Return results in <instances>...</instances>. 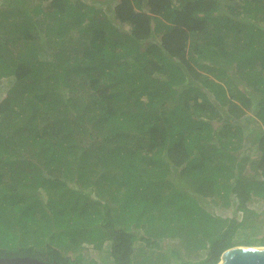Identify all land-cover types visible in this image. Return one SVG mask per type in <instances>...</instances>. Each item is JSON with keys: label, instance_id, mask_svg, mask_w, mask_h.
Listing matches in <instances>:
<instances>
[{"label": "trees", "instance_id": "trees-1", "mask_svg": "<svg viewBox=\"0 0 264 264\" xmlns=\"http://www.w3.org/2000/svg\"><path fill=\"white\" fill-rule=\"evenodd\" d=\"M53 5L46 26L60 39L41 36L45 19L8 26L0 14V29L10 33L0 35V81L16 79L0 102V202L29 207L16 198L18 183L49 186L55 192L47 203L36 199L42 209L76 233L91 223L105 227L94 243L101 249L110 240L112 264H134L136 241L146 237L138 227L152 222L141 220L146 210L161 222L175 214L193 228L176 230L174 239L184 241L188 231L186 242L206 255L183 259L178 246L168 254L180 264H217L237 230L259 215L249 201L264 198V124L253 134L245 129L252 118L264 123V0H118L112 16L81 0ZM126 22L130 31L120 27ZM153 33L161 43L143 48ZM194 33H203V43H190ZM187 79L192 85L179 89ZM246 137L256 143L254 160L241 153ZM247 161L253 173L245 174ZM211 197L225 205L235 198L241 216H220L198 201ZM123 210L141 218L127 226L114 214ZM57 242L44 261L84 264ZM19 255L39 258L32 244L0 248V257Z\"/></svg>", "mask_w": 264, "mask_h": 264}, {"label": "rangeland", "instance_id": "rangeland-1", "mask_svg": "<svg viewBox=\"0 0 264 264\" xmlns=\"http://www.w3.org/2000/svg\"><path fill=\"white\" fill-rule=\"evenodd\" d=\"M8 26L5 25L0 29V35L6 37L10 36V34L5 33V29ZM70 26L72 28L73 23H70ZM74 28V31H78L76 29V25H74ZM0 39H2V37H0ZM47 48H49L48 51H50L49 56L52 57L55 49L54 43L49 42L47 44ZM15 81L16 79L13 76H5L1 79L0 102L7 95L8 91L13 86ZM238 85L241 88H245L247 92H252L250 90L251 87L245 84V82L239 81ZM255 105L256 103H254L253 107L248 111L249 115L247 116L249 117L247 118L254 117L253 108L255 107ZM249 122L250 124H248L245 129L246 133L252 134L254 132L257 122L264 124L260 121L259 117L255 118V120H253L252 118ZM249 127L250 129H248ZM248 139L249 137H246L245 147L241 150V153L245 156H250L251 159L254 160L257 157V146L255 142H252L251 139L248 141ZM251 166L252 162L247 161L245 174L253 173ZM42 170L44 171L45 168H42ZM40 171L41 169L39 168L37 173L39 174ZM258 177H260V175ZM36 194L38 193L30 192L29 198L23 196V198H25L23 199L21 197L20 191H17V199H29V202H33V204L29 207H27V203L20 204L19 202H17L19 204H10V206H8V203L0 202V211L4 212L3 215L0 214V248L9 251H17L21 247H25L29 244H32L35 246V253L37 254V256L42 260H48L50 259V255L47 252V246L49 245V243L55 244L56 241H58L57 244L62 249V251H64L68 255H71L73 258L80 253L82 255V260L84 264H90L92 259L96 261V264H112V257L109 253L110 240H107L105 245L101 249L97 248L94 243L95 241L102 242L104 234L107 233V229L102 225H99L98 223H91V225L87 226L84 232L80 231L76 233L71 227L69 228L65 226L67 225V219H63V222L60 224L61 220L50 214L47 215V213L46 222H42L39 225H35V223H33L34 216L32 214V210H34L33 208H35L34 203L38 204L37 208L41 209V205L43 204H39L36 201V199H39V194ZM198 201L201 205H203L204 203L206 207H208L211 211L220 216L235 215L240 217L242 214L240 208H238L239 203L235 198L234 203L230 205H225L224 200L219 197H211L207 198L206 200L198 199ZM248 205L252 209L256 210L259 215L254 216V218L250 222V225L246 227H241L237 230V233L234 238V246L263 245L261 240L264 238V198L255 196L252 200L249 201ZM9 212L12 214H17V222H14L15 220L13 218L9 219ZM44 212L45 209H42V220L44 219ZM128 213L129 212L127 210H123L120 213L116 211V213L114 214L116 215L118 220L123 221L124 219L127 223V226H130L129 223L131 221L141 218L138 215L129 216ZM158 214L159 213L155 214L146 210L144 215L142 216L141 220H146V222L148 220H152V222L150 225H146V228L138 227V232H141V234H144L146 237L145 239L139 238L136 241V250L133 255L135 261L134 264H180L176 257L172 256L171 254H168L167 252L169 251L168 249L170 247L176 246L179 247L183 259L197 260L206 255L205 249L199 246L195 247L193 244L191 245L186 242L187 239H189V237L191 236L188 231L184 235L187 239H184V241H180L181 244L178 242V240L174 239V237H176L177 235L176 230H179L178 233L182 234L180 230L185 231L188 228H193V224H191L190 222H185L183 224L177 223L174 218L175 214H170V218H165L166 221L161 222L159 221L160 217ZM49 217L51 218V220L49 219ZM149 228L153 229V234H147L145 232L146 229H148L149 231ZM71 237H75V239H77L76 245L75 241L71 242ZM177 237L181 238V235H177ZM83 240H85V242L82 243ZM147 241L151 244H147Z\"/></svg>", "mask_w": 264, "mask_h": 264}, {"label": "crops", "instance_id": "crops-1", "mask_svg": "<svg viewBox=\"0 0 264 264\" xmlns=\"http://www.w3.org/2000/svg\"><path fill=\"white\" fill-rule=\"evenodd\" d=\"M81 1H83L84 3H86L88 5H93V6L99 8L101 10L102 9L105 10L107 12V14L110 16L113 15L112 10H114V7L116 6V4L118 2V0H81ZM53 2H54V0H21V1L20 0L19 1L18 0H0V14L6 13L9 16L8 20L3 18V19H5L4 20L5 24H8V25L12 22L21 23L25 20H35V19H41L42 20V19H45V26L43 29H41L39 31V32H41V36L47 40L48 39H58L59 38L57 35L58 32H56L55 30H49L46 26L48 23L46 21V16H48L47 12L55 10V6L53 5ZM85 21H88V18H86ZM120 27H122L123 29H125L127 31H130L132 28V25H131V23L126 22V23H120ZM70 32L73 34L74 29H72ZM5 33H7V28L5 29ZM160 37H161V33L159 35H156L155 33H153V38L143 42V45H142L143 48L146 47L147 44H149L153 41H157L158 43H161ZM190 40H191L190 43H192V44L193 43H200V44L203 43V33L192 34L190 37ZM200 63H203V60L200 59ZM199 69H200V72L202 73V76H203V67H200ZM190 85H192V83L190 82L189 79H187V82L185 84L178 86V88L181 90H184V89L190 87ZM196 85L200 86L203 89V83L199 82ZM248 129H250V127ZM250 139H248V141ZM142 166H148V164L146 162H142ZM149 166H151V165L149 164ZM43 173L46 177L48 176L47 169H45L43 171ZM7 181H8L9 185H11L13 182L11 177L8 178ZM69 184H71L72 186H76L73 182H71ZM15 191L16 192L17 191L25 192L26 194H28L27 192H32V193L37 192L40 195V198L44 202V204L47 203L50 194L55 192L49 186H43L42 185V186H39L38 188H35V189H29V188L21 187L19 183H18V186L15 187ZM9 209H10V207H9ZM35 211L36 212H34L35 214L33 215L34 216L33 223H35V225H39L42 222L45 223L47 220L46 215H45L46 212H44V219L42 220V209L39 208V210H38V208H37V210H35ZM16 215L17 214H12L9 212V219L13 218L15 220L14 222H17L16 221V219H17ZM35 217H38V218H35Z\"/></svg>", "mask_w": 264, "mask_h": 264}, {"label": "water", "instance_id": "water-1", "mask_svg": "<svg viewBox=\"0 0 264 264\" xmlns=\"http://www.w3.org/2000/svg\"><path fill=\"white\" fill-rule=\"evenodd\" d=\"M0 264H49L33 256H3ZM217 264H264V245H238L226 249Z\"/></svg>", "mask_w": 264, "mask_h": 264}]
</instances>
